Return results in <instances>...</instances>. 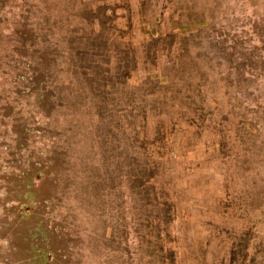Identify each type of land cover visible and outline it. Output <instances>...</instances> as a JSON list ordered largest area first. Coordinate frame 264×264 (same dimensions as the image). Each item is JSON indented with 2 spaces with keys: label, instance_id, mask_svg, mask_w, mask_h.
Instances as JSON below:
<instances>
[{
  "label": "rangeland",
  "instance_id": "374dc122",
  "mask_svg": "<svg viewBox=\"0 0 264 264\" xmlns=\"http://www.w3.org/2000/svg\"><path fill=\"white\" fill-rule=\"evenodd\" d=\"M0 264H264V0H0Z\"/></svg>",
  "mask_w": 264,
  "mask_h": 264
}]
</instances>
